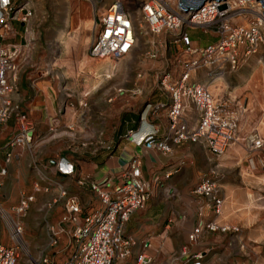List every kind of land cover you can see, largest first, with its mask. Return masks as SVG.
<instances>
[{"label":"crops","instance_id":"crops-1","mask_svg":"<svg viewBox=\"0 0 264 264\" xmlns=\"http://www.w3.org/2000/svg\"><path fill=\"white\" fill-rule=\"evenodd\" d=\"M41 20L34 10L25 23L11 22V32L5 38H0V46L18 45L24 50V57L29 60L32 48L29 39H38L41 35ZM49 29L54 30L55 39H61L64 29L62 24L55 23ZM27 42L30 48L23 47ZM193 42L199 47L205 45ZM129 56L131 53L124 59H129ZM21 66V70L16 73L15 89L10 94V100L25 115L32 137L37 143L32 150L9 148L7 141L16 130L15 119L9 117L0 127V172L4 171V174H0V209L6 216L10 214L11 220H19L24 228H27V221L46 220L51 227L57 229L53 225L59 226L66 198L76 200L81 216L100 209L101 203L90 191L88 184H101L106 179L116 177L131 159L137 158L141 178L148 182L157 178L158 182L153 185L152 194L144 207L133 212L124 225V235L133 243L130 256L124 264H135L138 254L150 257L151 264H182L186 257L181 255L183 249L186 250L187 257L200 254L204 264H214L218 251L213 243L219 237L204 226L211 222L219 226L232 225L236 220L229 217V213L241 204L240 198L236 196L234 183L224 182L223 179L220 181L218 186L222 206L215 216L208 205H198L201 199L192 193L209 172L207 170H210L208 167L207 170L204 167L198 168L193 162L197 158L209 160L213 157L202 145L189 142L170 145L169 153L161 154L135 144L148 132L154 131L157 137L165 134L168 124L166 107L170 103V95L157 82L164 78L162 83L166 80L171 84L175 83L181 71L177 68L165 72L156 69L158 71L153 73V77L159 80L149 92L144 90L143 97L137 96L129 100L118 98L117 103L103 105L98 110L100 118L96 122L95 110L89 101L80 107L84 103L79 97L69 101L62 98L59 82L53 79L52 74H47L49 70L38 66L35 70L26 72L24 65ZM199 71L191 73L187 83L205 86L208 92L209 88L214 89L216 85L203 80L205 73ZM146 72L142 71V74L132 78V88L144 89ZM82 89L83 91L78 92H88L87 85ZM211 96L214 98L212 94ZM157 105H162L163 109L156 116H146V106ZM111 112L118 114L117 121L111 122ZM197 118V111L188 103L184 121L189 129L196 125ZM99 140L111 145L109 152L92 151L93 145ZM231 149L236 152L235 148ZM59 160L70 163L74 173L70 176L57 174L54 165ZM166 174L170 175L165 178ZM60 190L65 192L64 198H59ZM29 196L32 201L27 204V208L23 213L15 214L13 210L18 207L20 200ZM199 226L202 229L195 242L189 243L187 236ZM45 235L40 233L39 237ZM5 241V237L0 235V245H11L3 244ZM26 246L29 247L28 244ZM29 249L47 251V247L39 249L34 245ZM23 263L18 254L17 264Z\"/></svg>","mask_w":264,"mask_h":264},{"label":"built area","instance_id":"built-area-1","mask_svg":"<svg viewBox=\"0 0 264 264\" xmlns=\"http://www.w3.org/2000/svg\"><path fill=\"white\" fill-rule=\"evenodd\" d=\"M28 0H0V38H5L11 32L10 23H25L31 16L27 8ZM226 1V0H225ZM223 3V4H221ZM142 14L144 22L149 26L152 34L171 32L175 38L170 42L181 57V72L178 82L167 87L170 103L166 107L167 130L164 135L157 137L155 132H148L136 145L145 150H155L161 154L169 153L170 145H180L185 142L202 145L214 158L221 157L231 146L237 135V122L240 106L228 99H214L202 85L188 84L187 80L192 72L205 68L207 76H218L226 65L235 67L238 64L237 48L242 47L241 36L250 35V41L259 40V26L251 27L248 31L240 28L228 27V18L225 16L227 2L206 1L197 9L202 16L188 15L180 10L178 1L174 6L171 0H137L134 2ZM182 13V15H180ZM185 16V17H183ZM182 18L185 21H182ZM220 24L218 34H231L223 37L208 47L198 48L190 40L184 29L191 25L206 27ZM94 35L88 47L87 56L90 60H110L118 62L130 54L136 45L134 22L126 7L118 0L108 5L103 12L94 17ZM184 28V29H183ZM236 35H238L236 37ZM242 41H241V40ZM249 41V42H250ZM27 42L24 48L28 46ZM22 47L10 44L0 46V127L9 118L15 119L16 130L8 139L9 148L29 149L33 137L32 130L26 122L25 115L18 106L10 100V94L15 89L16 73L20 62L25 60ZM156 49L149 51V58H155ZM183 57V59H182ZM221 76V75H220ZM162 86L164 83H161ZM164 88V86H163ZM120 93V91L118 92ZM192 104L198 113L196 125L189 129L184 121L187 104ZM163 109L162 105L146 106V116H156ZM240 109V110H239ZM128 134L132 135L131 132ZM253 147L261 145L260 140L254 136L250 140ZM111 145L97 141L93 152L105 150L109 152ZM140 163L137 158L129 161L124 170L116 177L106 179L101 184H88L101 203V208L81 216V210L76 200L66 198L64 213L60 219L63 228L48 227L49 244H55V236L60 233L68 235L71 251L64 264H124L130 256L131 240L124 235V225L130 215L142 209L149 200L153 185L158 180L153 178L150 182L140 176ZM55 172L61 176H70L74 173L73 166L63 160L54 165ZM0 174H4L2 170ZM170 174H166L167 178ZM216 174L204 177L192 191L193 195L206 200L213 215H218L222 206L219 195V186L216 183ZM81 184V182H79ZM109 189V192H107ZM65 192L60 190L59 198H64ZM32 198L25 197L13 211L21 214L27 208ZM0 218L5 219L6 214L0 209ZM68 226L69 228L66 229ZM209 232L218 229L211 222L204 226ZM202 227H196L187 236L189 243L195 242ZM225 232L226 228H220ZM8 234L12 246L0 245V264H17L20 246L21 226L18 222L8 223ZM182 264H204L200 254L187 257L185 249L181 251ZM150 257L138 254L135 264H151ZM41 264H49L42 259Z\"/></svg>","mask_w":264,"mask_h":264},{"label":"rangeland","instance_id":"rangeland-1","mask_svg":"<svg viewBox=\"0 0 264 264\" xmlns=\"http://www.w3.org/2000/svg\"><path fill=\"white\" fill-rule=\"evenodd\" d=\"M114 1L116 0L27 1V8L31 15L35 10L37 16L42 19L43 29L38 39L34 37L29 39L32 47L27 46L30 48V58L29 60L25 58L23 62H20L19 70H21V65H24L26 72L33 71L38 66L49 70L47 74H52L53 79L59 82L62 98L69 101L79 97L84 103L80 107L85 106V103L89 101L95 110L96 122L100 118L98 110L103 105L117 103L118 98L129 100L137 96L143 97L144 90L149 92L153 84L159 80L153 77V73L158 70L165 72L174 68L181 71L182 60L178 55L179 52L170 44L175 34L171 32L150 33L149 26L144 22L141 12L134 4L137 0H118L126 7L134 22L137 40L130 58H123L118 62L88 58V47L94 35L93 27H91L94 17ZM240 1L247 4L246 9L250 10L249 0H234L237 5L241 6ZM232 3H229L225 10L227 11L225 16L229 19L228 27L250 29L254 22L251 14L245 16L246 18L244 15L240 16L242 13L238 12L235 7L233 8ZM243 17V20H239ZM55 23L64 26L59 40L55 39L54 30L49 29ZM87 24L90 25L87 27ZM219 25L217 22L216 25L206 27L191 25L183 29L192 42L205 44L203 47H208L217 40L223 37L228 38L231 35L228 33L220 36L217 31ZM257 38L259 40L257 39V43L253 44L256 39L250 41V35L241 36L243 45L237 48L236 54L238 64L235 67L226 65L221 71V76H207L205 68L199 69L205 73H203V80L216 85L215 90L212 87L208 89L214 99L231 100L242 110L237 119L236 140L225 153L219 158L209 157V160L202 156L203 160L197 158L193 162V165L198 168L210 169L204 177L215 173L217 185L222 179L224 182H233L236 196L240 198L241 204L229 213V217L236 219L232 225L219 226L214 223L218 227L214 233L219 237L218 241L213 243L218 251L214 264H264L262 262L264 259V27L262 25ZM192 45L197 44L193 42ZM196 47L203 48L198 45ZM153 49H156L155 58H149L147 54ZM142 71H147L146 82L143 84L144 89L132 88L130 83L132 78L139 73L142 74ZM157 78H160L159 75ZM163 81L164 78L157 84L162 88L164 86L166 90L167 87L174 86L178 82L171 84L166 80L162 86ZM86 85L88 86L87 93L78 92V90L83 91L82 87ZM111 113V122L117 121L118 114ZM254 136L261 142L258 148L250 143ZM36 143L33 139L28 150H32ZM231 147L236 149L235 153ZM199 199L201 200L198 205L203 207L207 205L204 198L199 197ZM7 210L9 212V209ZM9 216L10 214L6 216L7 222L0 218V235L5 237L6 241L3 244L12 246L13 243L9 240L8 223L15 221L21 225V222L11 220ZM52 223L56 224V222ZM26 224L27 228L21 225L18 250L20 259L24 261L23 264H41L42 259H46L49 264H64L72 249L68 235L65 232L60 233L55 244L50 245L48 221H27ZM53 226L63 228L60 225ZM220 228L227 230L223 233ZM40 233H45V237L40 238ZM26 243L30 248L32 245L39 249L47 247V251H30Z\"/></svg>","mask_w":264,"mask_h":264},{"label":"bare ground","instance_id":"bare-ground-1","mask_svg":"<svg viewBox=\"0 0 264 264\" xmlns=\"http://www.w3.org/2000/svg\"><path fill=\"white\" fill-rule=\"evenodd\" d=\"M167 2H168V0H166ZM172 1V3L174 4V6L175 5H177V1L178 0H171ZM224 2H227V5L229 4V3H232V2H234V0H224ZM249 5L251 6L250 7V10H248V9H246V7H247V4H245L244 2H242V1H240V5L241 6H239V5H237L235 2L234 3H232L234 6H233V8L235 7V9H237L238 10V12H241L240 14V16H242V15H244V17L245 16H250V14H251V17L253 18V20H254V22H253V24L251 25V27H256V28H258V26H259V28H261V25L264 27V17H263V8H262V6H261V4L257 1V0H249ZM221 4H223V3H221ZM230 8V7H229ZM232 8V7H231ZM230 8V9H231ZM239 8V9H238ZM252 8V9H251ZM103 12V11H102ZM187 12V14L188 15H195L196 17H199V16H202L200 13H197V11H194V12H191V11H186ZM224 13H227V11H225V12H222L221 14H224ZM140 14V13H139ZM230 14H232V13H230ZM180 15H182V13H180ZM234 16V15H233ZM235 16H236V14H235ZM183 17H185V16H183ZM238 17V16H237ZM244 17L243 18H240L239 20H243L244 19ZM246 18V17H245ZM229 20V19H228ZM182 21H185V19L184 18H182ZM235 21V20H234ZM237 21V20H236ZM228 22V21H227ZM244 23V22H243ZM88 25H90V24H87L86 26L88 27ZM91 27H93V26H91ZM241 30H243V32L244 31H248V30H245V29H242V28H240ZM238 35H236V37H237ZM137 40V39H136ZM196 72V71H195ZM192 73H194V72H192ZM191 75V74H190ZM189 75V76H190ZM255 79V78H254ZM257 79H259V78H257ZM188 81V80H187ZM199 85V84H198ZM204 88L206 89V91H207V88L204 86ZM209 93V92H208ZM210 94V93H209ZM211 95V94H210Z\"/></svg>","mask_w":264,"mask_h":264},{"label":"water","instance_id":"water-1","mask_svg":"<svg viewBox=\"0 0 264 264\" xmlns=\"http://www.w3.org/2000/svg\"><path fill=\"white\" fill-rule=\"evenodd\" d=\"M206 1H211V0H178V5L181 11L186 12V11H191L194 12L197 9H199L204 2ZM212 1H223V0H212ZM263 10H264V0H257ZM263 17H264V11H263Z\"/></svg>","mask_w":264,"mask_h":264}]
</instances>
